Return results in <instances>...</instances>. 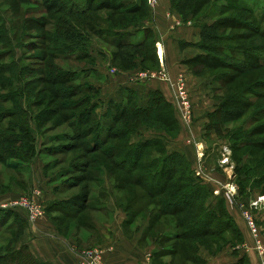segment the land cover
<instances>
[{
  "label": "rangeland",
  "instance_id": "1",
  "mask_svg": "<svg viewBox=\"0 0 264 264\" xmlns=\"http://www.w3.org/2000/svg\"><path fill=\"white\" fill-rule=\"evenodd\" d=\"M11 2L12 0H0V12L10 20L11 25H14L11 34L14 37L16 33L15 36L18 39L15 43L17 47L22 49L16 51V57H21L23 65L34 66L33 76L35 78H44V80L36 84L27 86L24 100H22L24 113H30L27 116V125L34 131L35 152L39 153L43 148L45 150L46 148H58L60 150L52 155L44 153L35 155L23 171L9 169L6 165L7 163H3L2 159L4 157H0V205L8 204L7 201H12L11 203H13L23 198L31 199V201L34 200L43 205L39 198L41 196L40 193L35 191V189L33 190L32 186L37 182L35 179L40 178L41 173L45 187L55 196L66 199L78 196L84 191L88 183L80 184L77 187L70 188V190H66L62 185L65 182H71L73 177L80 176L81 173H78V170L85 165L88 167L86 168V174L83 176L88 177L90 173L91 175L101 176L103 183L107 180L105 183H109L114 189L118 181H123V179L127 181L129 176L124 172L116 171L111 166L110 161L99 153L90 154L86 150H83L79 146L81 141L75 139V131L69 123L72 119L68 120L63 117L69 111H60L58 106L61 104V101L53 100L49 102L51 95L49 93L50 85L45 80L47 78L46 69H44L45 66L43 64L41 67L38 62V59L44 55L45 51L38 46L31 47L32 44L41 43V41L36 39V36L47 34V31L41 30L37 24H34V26H30L32 28V30L30 29L32 36L28 37L26 31L19 30L20 26L14 22L15 20H13L12 16L17 13H25L29 9L19 3L12 4ZM197 3L198 0H192L189 10L191 11L195 8L196 12L200 15L208 12L210 16L204 20L205 22L215 20V17L211 15L218 10V6L220 5H216L214 0H211L210 4H208L207 0L206 3L205 0H200V6L197 9ZM147 4L151 6L150 2ZM153 8L154 16L158 15V22L169 33L166 38L164 37L161 47L157 49L155 60L150 59L151 49L149 48L151 46L149 48L138 49L136 52L121 51L95 37L93 33L91 42H88V51L92 55L93 60H95L93 66L97 67V71H102L100 78L97 79L103 85H100L102 91L101 97L99 99L93 98V101H90L89 104H98L96 114L103 115L107 110L108 101H111L110 97L114 94L118 95L115 91L121 84L129 86L127 81L139 83L138 85H143V82L155 81L169 88L171 97L168 94H163V96L174 106V113L179 121V126L177 127L176 125L175 128L172 117L168 114V117L163 116L166 119L165 121L154 122L155 125L160 126L162 129L156 132L144 128L141 131L148 135L152 134V136H156L158 139L174 141L169 146L170 150L178 148L179 145L182 146V155L186 159L184 160L183 167L190 168L189 173L192 172L198 180L212 188L214 192L209 206L213 204V208L216 210L219 206L223 207L232 218L234 225H230L229 228H226L224 232L218 235H204L199 236L196 240L184 239L179 241L172 236L179 222V217L172 215L163 216L156 222L152 230L147 227L145 228L141 241L150 246L148 254L149 264H196L190 259V257L194 256L200 260H206L208 264H212L214 260L219 258L215 262L221 263L225 261V258H223L225 254L223 252L229 250L234 252L233 250L242 249L247 253L250 250L246 251L247 249L243 247L244 245H247L251 249L253 248V236L250 234L245 218L246 215L256 220L264 240V112H261V110H264V98L257 99L256 96L253 97L248 94L253 91L252 89L264 92V89H260V86L255 87L254 85L260 81L264 82V69L240 72L238 69L227 68V65H225L226 68L223 65H218L213 69H208L200 60L196 61L195 59L189 62V60L202 54V51L190 46L185 48L180 47L178 43L184 41V39L179 37V33L183 30V27L192 25L194 20L191 17L187 19L182 17L173 8L172 0H154ZM135 13V15L128 17L116 16L112 18L111 11L101 10L93 13L92 16L88 15V18L91 16L92 22L89 19L84 20L85 29H88L94 23L99 24L101 28L125 27L130 23L136 26L138 24H148L147 11L144 7ZM228 15L237 19L241 18L239 19L241 21L249 19V16L246 14L233 12L222 14V16ZM244 32H247L244 28H225L221 32V35L236 37V39L230 38L227 41L228 43L224 44L238 47L259 45L258 49H262L260 46L263 45V40L257 37L248 38L241 36ZM134 37V41L138 42L141 41L143 35L142 33H138ZM169 55L170 57H174V61L171 64L168 62ZM88 63L90 62L73 63L71 69L82 68L79 70H84V67L86 68V64ZM59 64L61 66L68 65V63L65 65L63 62H59ZM86 70L85 73L89 72ZM224 74L230 75L228 79L220 78ZM91 77L88 80L98 87L97 76L92 75ZM28 80H30V77L24 82ZM78 84L81 83L77 82ZM82 84H85V82L82 81ZM250 87H252L251 91L249 90ZM143 89L141 92L145 93V87ZM31 90L34 92V96L28 93ZM124 90H120L121 94L119 97L122 100L125 96ZM244 95L248 97L252 96L253 101L249 102V99H246ZM79 98L77 97L76 99ZM238 102L240 103L239 106L244 109L243 117L236 121L223 123L218 131L215 127L216 123L208 115L211 116L213 113L219 114V112L216 113V110L219 109L222 103L226 104L225 106L227 107H231L234 104H238ZM34 104H38V107H34ZM179 104L182 107L183 116L180 114ZM87 105L88 102L75 112H81ZM42 110H46V113L40 118L38 116ZM167 110L158 108L155 114L158 117ZM169 113L171 112L169 111ZM128 135V139L124 138L120 143L132 140L134 136H131L129 133ZM55 136L64 137L61 140L50 139ZM97 159L98 161L96 162ZM99 167L102 168L101 173L97 171ZM105 167L110 170L108 169L104 172L103 168ZM175 182H177V179L174 180ZM53 185L58 186L53 189ZM94 185L96 184L92 185V190L96 189L97 185ZM179 186V184L173 185L164 196L168 200H171L173 197L178 198L180 194H185L184 192L187 191V188L182 191ZM225 187L233 195L231 199H228L226 196ZM130 188L132 189H129V192L133 193L143 204L152 202L142 212V218L135 219L133 224L139 227L142 223H145L150 227L152 225L151 216L153 218L161 209V204L156 203L161 198H150L140 188ZM215 191L218 193L215 194ZM120 199L122 200V197ZM12 211L19 213L27 220L28 214L22 209ZM43 218H48L47 222L55 225L58 233H65L68 235V238H73L76 242H82L79 244L83 248V242L92 231L81 227H84L85 223H90L95 226L94 231H96L98 226L102 224L101 220H104V217L100 213H95L92 210L84 211L81 215H78L73 211L69 212L68 206L55 209L54 211H48L44 208L43 216L39 217L35 222L30 223L27 220L28 226L27 224L25 226V224L20 223L0 233V255L10 254L21 248L25 242L32 243L34 237L28 233L27 227L34 226ZM138 230L139 228L136 231L138 232ZM181 230L185 231L184 229ZM80 250L83 254H101L102 258L103 252L100 248L94 247ZM170 251H173L172 255H170ZM251 251L254 252L253 250ZM20 256L21 254H18L16 259H19ZM26 257L28 255L23 256V258ZM79 258L80 264H84L83 257L79 256ZM246 260V264H260L258 258L257 260L255 258L250 259V256H247ZM18 261L21 262L22 260L19 259ZM102 261L104 262L103 259ZM7 264H12V262Z\"/></svg>",
  "mask_w": 264,
  "mask_h": 264
},
{
  "label": "trees",
  "instance_id": "2",
  "mask_svg": "<svg viewBox=\"0 0 264 264\" xmlns=\"http://www.w3.org/2000/svg\"><path fill=\"white\" fill-rule=\"evenodd\" d=\"M199 1L196 6L197 9L200 6ZM191 2L192 0H172L173 8L182 17L186 19L191 17L194 20L192 25L199 29L198 42H179L180 47L190 46L202 51V54L189 60V62L195 59L196 61L200 60L208 69H213L218 65H227V68L238 69L240 72L264 69V43L260 46L262 49H258L259 45L238 47L224 44L228 43V39L234 37L221 35V32L227 27L244 28L247 32L241 36L257 37L264 41V0H214L215 4L220 6L216 12L212 13L211 16L215 17L212 22L204 21L210 16L208 12L200 15L195 8L190 11ZM207 2L210 4L211 0H207ZM11 3H19L29 9L25 13H17L12 16L14 22L20 26L19 30L26 31L28 37L32 36L30 26H34V24H37L41 30L47 31V34H34L38 35L36 39L42 44H32L31 47L38 46L45 51L38 62L41 67L43 64L44 69H46L47 78L45 80L50 85L49 93L51 95L49 102L61 101L58 106L60 111H69L63 117L68 120L72 119L69 123L75 131V139L81 141L79 146L87 153H99L110 161L111 166L116 171L124 172L129 176L127 181L126 179L118 181L114 188L117 205L127 214L126 223L131 224L135 219L142 218V212L145 211L146 206L152 203L143 204L140 199L129 192V189H132L130 187H137L150 198H161L160 201H156L157 204H161L159 212L153 218L148 213L152 223L150 227H147L150 230L155 227L160 217L171 215L179 217L176 230L172 234L174 239L179 241L184 239L196 240L199 236L204 235H218L230 225H234L232 218L223 207L219 206L216 210L213 208V204L209 206L214 191L209 185L198 180L191 171L189 173L190 168L183 167L186 159L182 152L170 150L169 146L174 141L158 139L152 134L148 135L141 131L144 128L156 132L162 129L154 122L165 121L163 116L168 114L171 115L175 128L176 125L179 126V121L174 113V106L166 100L159 90L150 91L147 103L142 105L135 91L125 88L123 100L120 102L109 101L107 110L103 115L96 114L98 104H89L93 98L99 99L101 97V89L88 80L92 78V75H96V81L100 85V81L97 79L100 78L99 70L97 71V67L93 66L95 60L88 51V42L93 38V33L95 37L121 51L136 52L138 49L151 46L149 48L151 49L150 59H156L158 38L154 30V11L147 4L148 0H12ZM143 7L147 11L148 24L136 26L130 23L125 27L101 28L99 24L94 23L85 29L84 20L89 19L91 21V16L95 12L109 10L112 12V18L116 16L128 17L135 15V12L140 11ZM227 12L246 14L249 19L241 21L239 20L241 18L237 19L230 15L222 16L223 13ZM88 15L91 16L88 18ZM12 29H14V25H11L10 20L0 12V157H4L3 163H7L9 169L23 171L35 155L41 153L52 155L60 149L46 148L45 150L43 148L39 153L35 152L34 131L27 125V116L30 113H24L22 100H24L27 86L36 84L44 78H35L33 76L34 66L23 65L21 57H16V51L22 49L17 47L15 41L18 38L15 36L16 33L12 37ZM138 33H142L143 38L141 41L135 42L134 36ZM85 61L90 63L86 64L84 70H79L82 68L71 69L73 63ZM59 62H63L65 65L68 63L69 66H61ZM87 65L92 67L88 66V68ZM85 70L89 72L85 73ZM228 76L230 75L224 74L220 78L228 79ZM24 77L25 80L30 77V80L24 82ZM82 81L85 84H82ZM77 82L81 84L77 85ZM254 85L264 89L263 81ZM251 89L252 87L249 88L250 91ZM252 90L248 93L249 95L256 96L257 99L264 98V92ZM28 93L34 96L32 90ZM252 96L249 98L244 95L246 99H249V102L253 101ZM77 97L80 98L76 99ZM87 102L88 105L85 106L84 110L75 112ZM225 105L222 103L216 110V113L219 112V114L208 115L216 123L215 127L218 131L223 123L239 120L244 115V109L239 106V102L231 107ZM34 107H38V104H34ZM158 108L168 110L157 117L155 113ZM44 113L46 110H42L38 117H43ZM128 133L134 136L132 140L120 143L124 138L128 139ZM63 137L55 136L50 139L61 140ZM87 167L85 165L79 168L78 173L81 175L73 177L71 182H65L62 185L66 190H70V188L80 184L88 183L84 191L73 198L55 201L46 210L54 211L68 206L69 212L73 211L78 215L87 210L106 212L109 194L103 187L101 176L91 175V173L88 177L83 176L86 174ZM101 169L99 167L97 171L101 173ZM108 169L105 167L103 171ZM175 179L178 183H174ZM245 181L247 180L245 179ZM93 184L97 185H94L96 186V189H93L94 192L92 190ZM175 184H179L182 191L187 188V191L184 192L185 194H180L178 198L173 197L168 200L164 195ZM24 219L19 213L0 208V233L20 223L26 226L27 220ZM8 224H10L9 227H7ZM85 224L81 228L92 232L95 230V226L90 223ZM59 234L68 237L65 233ZM171 253L173 251H170V255H172ZM239 253L238 250L232 252V255L236 257L235 263H232L246 264L247 255L240 256ZM18 254H21L19 258L22 260L21 262L16 259ZM27 255L28 257L23 258ZM158 255L160 254L158 253ZM190 259L196 264H208L206 260H200L195 256L190 257ZM10 262L12 264H43L34 259L27 245H22L21 248L10 254L0 255V264Z\"/></svg>",
  "mask_w": 264,
  "mask_h": 264
},
{
  "label": "crops",
  "instance_id": "3",
  "mask_svg": "<svg viewBox=\"0 0 264 264\" xmlns=\"http://www.w3.org/2000/svg\"><path fill=\"white\" fill-rule=\"evenodd\" d=\"M157 19L158 15L156 14V17L154 16V30L157 35L158 42L162 43L164 37L166 38L169 33L167 30L162 28ZM179 37L183 38L186 42L196 43L199 41V29L194 27V25L185 26L183 27V30L180 31ZM168 57V62L171 64L172 61H174V57H170V55ZM101 72L99 71L100 75L102 74ZM127 83L129 86L121 84L118 87L115 91L118 95L114 94L110 97L111 101L120 102L122 100V98L119 97L121 94L120 90L125 88L134 90L142 105L147 103L148 93L150 91L159 90L162 94H168L171 97L169 88L155 81H148L147 83L143 82V85H138L139 83H131L128 81ZM100 85H103V83L100 82ZM100 85H98V87L101 89ZM144 87L145 93L141 92L144 90ZM174 151L181 153L183 152V148L179 145V147H176ZM35 181L37 182L32 185L33 190L35 189V191L39 192L40 195L43 196H40L39 198L44 205V208H47L55 201L66 199L57 197L52 194V192L47 190L43 182L42 173L40 174V178L38 177ZM106 181L107 180H105V182ZM105 182L103 183V187L109 194L106 203L107 210L106 212L95 211V213H100L104 217V220H101L102 224L98 226L96 231L90 233V235L86 237L83 242L84 248L79 244L82 242H76L73 238L60 236V234L56 231L55 225L47 222L48 218H43L34 226L27 227L28 233L34 238L32 243L23 242V245H27L29 247L31 254L36 261L43 264H80V249H91L97 247L103 252L102 259L104 260V264H149L148 254L150 252V246L145 244L144 241H141L142 233L145 228L148 227V224L142 223L138 227L133 223H126L127 214L117 205V198L113 187L109 183ZM57 186L58 185H53L52 188L54 189ZM11 202L12 201H7L8 204ZM4 205L5 204L0 205V208ZM137 228H139L138 232L136 231ZM238 252H240V256H243L246 253L242 249H238ZM251 252H247L246 255L250 256V259L255 258L257 260L255 253ZM223 253L225 254V257H223L225 258V261L221 263L215 262L219 259L218 258L211 263L231 264L235 261L236 257L232 255L230 250Z\"/></svg>",
  "mask_w": 264,
  "mask_h": 264
},
{
  "label": "built area",
  "instance_id": "4",
  "mask_svg": "<svg viewBox=\"0 0 264 264\" xmlns=\"http://www.w3.org/2000/svg\"><path fill=\"white\" fill-rule=\"evenodd\" d=\"M150 2V7L152 9L153 8V2L154 0H148V3ZM162 43L158 42L157 43V49H159L161 47ZM146 78H151V77H146ZM176 97V96H175ZM177 98V97H176ZM175 103V102H174ZM179 111L180 114L183 116V112H182V107L179 104ZM226 191V196L228 197V199H231L233 197V195L231 194L230 190L225 187L224 188ZM218 193L217 191H215V194ZM3 209H12V210H16V209H22L24 212H26L28 214L27 216V220L28 222H35L39 217L43 216L44 213V207L43 205L39 204L38 202H35L34 200L31 201V199H19L16 200L13 203L10 204H5L3 207ZM246 220H247V224H248V228L250 231L251 236H253V248H249L247 245H244L243 247L245 249L248 250H253L254 253L257 255V258L260 262V264H264V240L262 238L259 226L256 222V220H254L252 217H250L249 215L245 216ZM248 251V252H250ZM79 256H82L84 259V264H104V262L102 261L101 258V254L98 255H93L92 253H81L79 254Z\"/></svg>",
  "mask_w": 264,
  "mask_h": 264
},
{
  "label": "bare ground",
  "instance_id": "5",
  "mask_svg": "<svg viewBox=\"0 0 264 264\" xmlns=\"http://www.w3.org/2000/svg\"><path fill=\"white\" fill-rule=\"evenodd\" d=\"M177 95V94H176Z\"/></svg>",
  "mask_w": 264,
  "mask_h": 264
}]
</instances>
